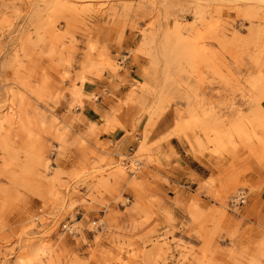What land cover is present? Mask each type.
Masks as SVG:
<instances>
[{"label":"rangeland","instance_id":"1","mask_svg":"<svg viewBox=\"0 0 264 264\" xmlns=\"http://www.w3.org/2000/svg\"><path fill=\"white\" fill-rule=\"evenodd\" d=\"M96 82L110 112L74 131ZM173 137L211 171L167 206L145 177ZM263 183L264 0H0V264H264Z\"/></svg>","mask_w":264,"mask_h":264},{"label":"crops","instance_id":"2","mask_svg":"<svg viewBox=\"0 0 264 264\" xmlns=\"http://www.w3.org/2000/svg\"><path fill=\"white\" fill-rule=\"evenodd\" d=\"M117 83V82H116ZM110 84L96 82L94 86H87L86 93L88 95H97L98 97L102 96V100L97 99L96 101L90 102L85 101L84 110L82 108L76 109V115H84L86 121L83 124H75L74 131H85L88 127L89 121H98L99 117L110 112V108L105 105V92L112 94V89H110ZM119 94V93H117ZM60 115L69 116L73 113L70 108V100L62 103L60 107L57 108ZM97 123V122H96ZM174 124L168 119V114L163 116L159 121L154 124V127L151 129L148 136V144L151 145L163 136L171 131ZM126 128V127H125ZM141 134L139 138L136 136L130 137L125 136V133L122 129L118 128L114 134L111 135H102V140L108 141L111 143V150L108 152L118 151L120 153L126 154L133 144L134 139L141 140ZM156 163L155 165L149 166L146 173L147 181L154 185V194L158 195L161 199L165 201L167 206H171L167 198H174L175 188L181 186V183L187 184L194 179L196 181H202L206 178L205 173H210V169L205 166L203 159L197 160L194 157H189L185 152V147L181 141L175 137L169 139L168 141L162 143L160 146H157L155 149ZM207 160L204 158V161ZM203 168V173H199L198 169ZM262 191L258 194L259 197H264V183L262 186ZM204 204L208 203V199L202 197ZM112 207H115L112 204ZM118 207V206H117ZM120 207V206H119ZM261 208V205L256 209L254 204L250 203L245 210V214L249 212L252 215V218L248 221H245L242 226L244 229L246 227L253 226L257 228L259 226L258 219L264 215V210ZM162 222V219H160Z\"/></svg>","mask_w":264,"mask_h":264},{"label":"built area","instance_id":"3","mask_svg":"<svg viewBox=\"0 0 264 264\" xmlns=\"http://www.w3.org/2000/svg\"><path fill=\"white\" fill-rule=\"evenodd\" d=\"M248 201H249L248 192L240 191L237 195H235L230 199L228 203L229 212L235 215H240L243 208L248 204ZM62 233L68 234L70 236H75L78 234L77 229L73 228V224H71V221H68L62 225Z\"/></svg>","mask_w":264,"mask_h":264}]
</instances>
